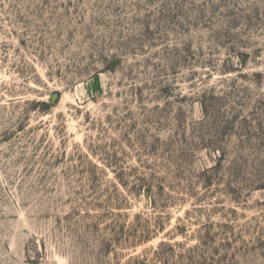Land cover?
<instances>
[{"label":"rangeland","instance_id":"374dc122","mask_svg":"<svg viewBox=\"0 0 264 264\" xmlns=\"http://www.w3.org/2000/svg\"><path fill=\"white\" fill-rule=\"evenodd\" d=\"M0 264H264V0H0Z\"/></svg>","mask_w":264,"mask_h":264},{"label":"trees","instance_id":"16d2710c","mask_svg":"<svg viewBox=\"0 0 264 264\" xmlns=\"http://www.w3.org/2000/svg\"><path fill=\"white\" fill-rule=\"evenodd\" d=\"M147 184H145V186H146ZM148 187V186H147ZM148 191H150V190H148Z\"/></svg>","mask_w":264,"mask_h":264}]
</instances>
